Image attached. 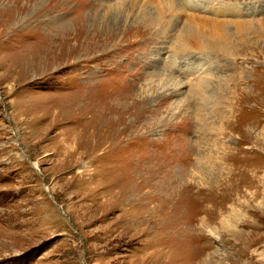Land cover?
Instances as JSON below:
<instances>
[{
	"label": "rangeland",
	"instance_id": "rangeland-1",
	"mask_svg": "<svg viewBox=\"0 0 264 264\" xmlns=\"http://www.w3.org/2000/svg\"><path fill=\"white\" fill-rule=\"evenodd\" d=\"M0 264H264V0H0Z\"/></svg>",
	"mask_w": 264,
	"mask_h": 264
},
{
	"label": "bare ground",
	"instance_id": "bare-ground-1",
	"mask_svg": "<svg viewBox=\"0 0 264 264\" xmlns=\"http://www.w3.org/2000/svg\"><path fill=\"white\" fill-rule=\"evenodd\" d=\"M163 19H164V13H160V14H158V15H152V16H150V17H148V18H142V20L146 23V24H148V25H150V26H161L162 24H163ZM169 24H171V22H169ZM216 27H218V29L219 28H224L225 26L222 24H216V26H213L212 27V29L213 28H216ZM209 30H202V31H200V32H193L192 33V35L194 36V38L196 39V41H199V40H203V39H205V37L206 38H208L206 35H209L210 36V33L208 32ZM202 32V33H201ZM202 34L205 36V37H203L202 36ZM189 42H192L191 40H187V43H189Z\"/></svg>",
	"mask_w": 264,
	"mask_h": 264
}]
</instances>
